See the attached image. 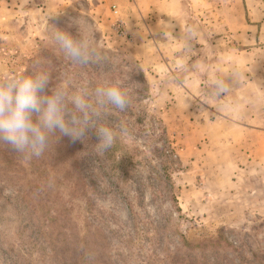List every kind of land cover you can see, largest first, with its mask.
Segmentation results:
<instances>
[{"label": "rangeland", "instance_id": "374dc122", "mask_svg": "<svg viewBox=\"0 0 264 264\" xmlns=\"http://www.w3.org/2000/svg\"><path fill=\"white\" fill-rule=\"evenodd\" d=\"M179 3L177 33L163 38L173 36L181 47L166 53V63L135 32L138 12H147L141 0H0V79L43 68L52 84L91 88L107 80L130 98L124 111L113 109L103 118L118 131L127 128L110 149L97 151L91 129L77 141L79 173L94 178L103 192L88 190L92 208L79 191L58 185L76 230L91 245L87 264H201L190 262L181 237L196 242L220 229L264 249V0ZM81 21L94 29L104 57L99 62L76 65L51 42L57 29L78 38ZM189 27L196 39L186 53ZM213 70L232 86L224 96L213 97L206 88L205 73ZM152 116L180 161L172 174L179 211L163 199L168 186L157 176L154 140L147 136ZM12 174L0 176V264H58L47 243L32 240L39 217L22 196L25 172Z\"/></svg>", "mask_w": 264, "mask_h": 264}, {"label": "clouds", "instance_id": "9594fccd", "mask_svg": "<svg viewBox=\"0 0 264 264\" xmlns=\"http://www.w3.org/2000/svg\"><path fill=\"white\" fill-rule=\"evenodd\" d=\"M93 31L81 21L78 38L57 29L50 39L70 62L87 65L104 58ZM195 39V29H186L182 50L190 51V41ZM23 73L0 79V145H8L29 158L41 157L54 134L84 141L91 129L98 138L97 151L103 153L114 145L119 135L127 134L124 125L118 131L102 122L106 112L124 111L130 103L127 91L120 84L105 80L91 88L87 84L72 87L68 81L52 84L50 72L43 68H38L32 76ZM226 77L218 70L205 73L211 96H224L230 91L232 86Z\"/></svg>", "mask_w": 264, "mask_h": 264}, {"label": "trees", "instance_id": "16d2710c", "mask_svg": "<svg viewBox=\"0 0 264 264\" xmlns=\"http://www.w3.org/2000/svg\"><path fill=\"white\" fill-rule=\"evenodd\" d=\"M141 82L145 84L146 89L148 86L142 77ZM144 97L146 96H140L141 99ZM142 115L146 114L143 112ZM150 120V133L147 136L154 140L152 150L156 153L159 164L157 176L168 186L163 199L168 200L173 210L179 211L180 208L173 191L172 174L180 168V161L161 121L153 116ZM139 121L137 127L142 125V119ZM140 131L144 130L140 128ZM2 172H12V175L17 172L26 174L24 176L26 194L22 196L39 217V222L35 223L38 234L32 240L39 239L41 245L47 243L51 258L58 264H87L93 256L91 245L86 237L81 236L76 230V224L69 214L71 208L67 205V199L63 197L58 186L66 184L69 192L79 191L86 198L88 209H91L93 205L88 190L91 189L92 192L98 194L103 193L94 178L86 179L79 173L77 141L67 136L54 134L48 150L41 157L32 158L15 152L8 145H0V176ZM59 173L65 175L66 178L60 179ZM17 178H23V176ZM108 179L112 184L111 177ZM228 233L233 234L234 232L220 229L216 235L204 237L196 242L181 237L185 248L184 253L190 262L200 259L201 264H264L263 248L257 245L253 247L252 242L249 243L240 237L229 238ZM249 235L252 238V235ZM3 252L4 250L1 251L2 255ZM229 253H232V256ZM2 257L0 256L1 262H3ZM12 261L10 264H27L22 262V259Z\"/></svg>", "mask_w": 264, "mask_h": 264}, {"label": "crops", "instance_id": "0c3cea01", "mask_svg": "<svg viewBox=\"0 0 264 264\" xmlns=\"http://www.w3.org/2000/svg\"><path fill=\"white\" fill-rule=\"evenodd\" d=\"M133 1L138 2L140 0ZM179 1L180 0H141V2H146L148 4L146 5L147 12H144L142 8L141 11L138 12L140 14V21L136 23L138 28L135 29V32L144 36L142 38V44L144 43V45L149 46L148 49L151 53H153L152 49L157 52L160 50L165 57L166 63H168L166 60L168 54L166 53H171L174 47H181V45L178 46L176 44L177 40L172 39L174 38L173 36L172 38H163L167 33H177V30H175L177 24L173 22V20H176L178 16L177 9H180ZM138 46L140 47L141 45ZM162 49L166 50V52H164V50L162 51Z\"/></svg>", "mask_w": 264, "mask_h": 264}]
</instances>
